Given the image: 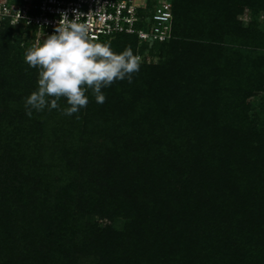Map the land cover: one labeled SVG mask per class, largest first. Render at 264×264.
<instances>
[{"label":"trees","instance_id":"1","mask_svg":"<svg viewBox=\"0 0 264 264\" xmlns=\"http://www.w3.org/2000/svg\"><path fill=\"white\" fill-rule=\"evenodd\" d=\"M168 1L161 59L70 117L26 114L31 41L1 21L0 264H264V0Z\"/></svg>","mask_w":264,"mask_h":264},{"label":"clouds","instance_id":"2","mask_svg":"<svg viewBox=\"0 0 264 264\" xmlns=\"http://www.w3.org/2000/svg\"><path fill=\"white\" fill-rule=\"evenodd\" d=\"M73 12L74 19L61 12L53 34L25 52V63L38 70L37 89L25 100L29 117L33 110L46 108L73 116L87 107L89 91L103 104L106 96L102 89L125 79L131 83L140 70L141 58L131 48L117 53L109 44L95 41L90 26L81 22L84 14ZM62 100L67 106L61 107Z\"/></svg>","mask_w":264,"mask_h":264},{"label":"built area","instance_id":"3","mask_svg":"<svg viewBox=\"0 0 264 264\" xmlns=\"http://www.w3.org/2000/svg\"><path fill=\"white\" fill-rule=\"evenodd\" d=\"M74 9L84 14L81 22L90 26L94 40L126 34L151 45L172 37L168 0H156L150 9L137 0H1L0 23L8 20L15 28H25L32 47L53 34L61 12L74 19Z\"/></svg>","mask_w":264,"mask_h":264},{"label":"rangeland","instance_id":"4","mask_svg":"<svg viewBox=\"0 0 264 264\" xmlns=\"http://www.w3.org/2000/svg\"><path fill=\"white\" fill-rule=\"evenodd\" d=\"M137 1L140 2V3H144V2L148 3L147 2L148 0H137ZM251 17L252 16H251L250 12H248V14L245 17H243V20H242L243 23L246 25L249 22V20L251 19ZM256 17H257V21L259 22V24L261 26L264 25V10L259 11L256 14ZM114 39L115 38L112 37V38H110L108 40H114ZM138 51H139V53L138 52L137 53L140 54L139 56L141 58V61H144V62H147V63L148 62L155 63V62H158L161 59L159 50L157 48L156 49L151 48L150 45H148V46H146L144 48H139L138 47ZM252 100H253L252 101L253 102V106L256 107V105L259 102V99L256 98V97H252Z\"/></svg>","mask_w":264,"mask_h":264}]
</instances>
